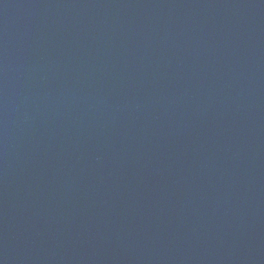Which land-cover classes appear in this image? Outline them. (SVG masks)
<instances>
[{"label":"water","instance_id":"obj_1","mask_svg":"<svg viewBox=\"0 0 264 264\" xmlns=\"http://www.w3.org/2000/svg\"><path fill=\"white\" fill-rule=\"evenodd\" d=\"M0 264H264V0H0Z\"/></svg>","mask_w":264,"mask_h":264}]
</instances>
